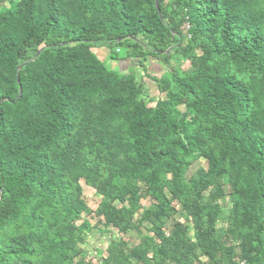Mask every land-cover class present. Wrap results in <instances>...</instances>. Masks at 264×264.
<instances>
[{"label":"trees","instance_id":"obj_1","mask_svg":"<svg viewBox=\"0 0 264 264\" xmlns=\"http://www.w3.org/2000/svg\"><path fill=\"white\" fill-rule=\"evenodd\" d=\"M3 2L0 264H93L75 262L90 214L82 180L103 196L107 227L142 234L128 255L112 243L104 264H264V0ZM97 47L166 68L165 98L148 107ZM180 58L188 70L172 66ZM195 155L208 168L190 174ZM211 188L232 199L221 237ZM174 201L193 236L166 228Z\"/></svg>","mask_w":264,"mask_h":264},{"label":"rangeland","instance_id":"obj_2","mask_svg":"<svg viewBox=\"0 0 264 264\" xmlns=\"http://www.w3.org/2000/svg\"><path fill=\"white\" fill-rule=\"evenodd\" d=\"M10 6L11 3L9 2L0 3V9ZM186 42L187 40L185 43ZM93 52L101 61L106 64L109 69L117 71L119 74L126 77H133L136 83L142 84L144 87V93L140 96L139 100L144 101L148 107H155L159 100L165 98V95L159 89V84L157 81H160L163 77L168 76V72L166 68L162 67L155 60L145 63L144 67H142L138 62L126 60L125 54L122 52L120 53V61H115L110 58V50L108 48H93ZM176 60L171 62L172 66H176L183 71L189 69L191 65L189 60L183 58H180L178 62ZM180 110L184 111V107L181 106ZM188 162L190 166V174L195 173L199 168H208L207 162L198 155L190 157ZM167 178L170 179V175H168ZM110 179L111 182L115 184H118L119 182L116 176H112ZM81 186L83 188V197L90 210V214L84 215L83 219L78 221V224H82L84 221L87 222L88 229L84 231L85 240L81 244L84 254L83 256L76 259L75 262L79 260H86L92 262L93 264H104L109 255V248L114 242H121L124 252L127 255L130 254L132 248L139 243L142 234H139L138 232H129L125 235L119 233L118 230L112 227H107L105 225L103 216L98 214L99 207L104 204L103 196L100 195L95 189L88 186L83 180L81 181ZM212 189L213 188L205 193V199L207 202L208 198H210L209 205L217 204L219 206L221 218L217 222V229L218 236L221 237L227 227L228 213L232 205V199L229 195H226L224 197L218 198L217 200H211L212 196H210V191ZM225 190L228 191L227 188H225ZM164 191L167 192V188H165ZM156 204L157 201L149 194H146L145 189V193H143L141 199L142 208L148 210L153 208V206ZM112 205L114 207H120L118 202H114ZM172 207L175 209V212L168 220H166V228L170 229L176 223L183 224L188 228L189 232L193 236V222L191 217L185 212L181 202L174 201L172 203ZM140 212H142V210H140ZM136 218H138V214L136 215ZM147 228L148 226L144 224L142 227H140V230L144 231V233L148 236H153L152 231L147 230ZM223 243L224 245L226 244L225 240ZM203 260H206V258H203Z\"/></svg>","mask_w":264,"mask_h":264},{"label":"built area","instance_id":"obj_3","mask_svg":"<svg viewBox=\"0 0 264 264\" xmlns=\"http://www.w3.org/2000/svg\"><path fill=\"white\" fill-rule=\"evenodd\" d=\"M242 264H244V263H242Z\"/></svg>","mask_w":264,"mask_h":264}]
</instances>
